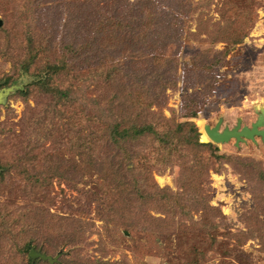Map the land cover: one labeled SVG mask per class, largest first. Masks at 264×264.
I'll return each mask as SVG.
<instances>
[{"label": "rangeland", "instance_id": "rangeland-1", "mask_svg": "<svg viewBox=\"0 0 264 264\" xmlns=\"http://www.w3.org/2000/svg\"><path fill=\"white\" fill-rule=\"evenodd\" d=\"M47 1L52 0H0V90H10L0 102V162L11 166L18 160L31 163L30 159L40 156L47 161L58 154L63 172L66 162L87 158L76 154L72 143L74 137H80L87 146L89 140L96 143L95 155L105 157L106 165L118 163L121 156L116 148L100 147V132L90 139L85 115L87 99L98 93L108 95L119 83L113 88L97 85L92 94L87 91L88 96L80 88V106L59 108L54 106V97L36 85L38 74L56 51L47 52L43 47L45 52L42 49L39 58L32 59L30 33L45 46L49 38L60 44L61 36H69L71 31L64 23L73 9L64 2ZM134 1L117 0L121 11ZM157 1L163 9L178 4L184 13L179 21L182 30L175 33L181 38L176 39L180 48L173 50L176 56L171 59L175 60L163 69L168 79L178 82L166 92L164 109L166 117L174 121L172 126L169 123L158 129L168 136L166 141L178 143V147L159 142L160 134L146 135L137 143L140 153L135 163L129 165L134 178L131 172L123 175L126 186L108 168L98 177L85 167L78 187L81 194L67 182L54 181L48 190H30L18 186L17 176L9 178L0 185L1 223L21 225L26 221L24 214L36 208L37 224L38 218H48V214L63 218L58 232L46 220L34 232L38 246L44 248L39 247L40 251L59 256V264H264V138L256 136V141L247 139L238 146L235 139L214 143L208 134V141L202 140L207 125L213 128L222 121L221 130L239 123L251 127L264 118V0ZM72 5L83 10L77 3ZM76 19L81 42L85 31L80 16ZM28 60L31 64L26 70ZM121 64L126 72L130 64ZM170 64H175L177 73L166 70ZM7 79L10 83L2 85ZM60 81L67 84L64 78ZM188 96L193 102L190 106L201 107L198 118L191 120L199 128L200 142L211 143L212 149L194 152L183 142L188 133L179 130V125L186 121L182 106ZM73 113L78 114V121L69 119ZM49 164L42 168L38 164L36 169L45 172ZM193 165L188 175L186 170ZM10 173L17 175L14 168ZM147 181L169 189L174 197L171 201L176 202L162 203L148 196L143 192ZM196 196L203 201L189 200ZM9 237L0 226V264H11L5 261ZM65 238L72 246L55 251V240ZM12 264H20V260Z\"/></svg>", "mask_w": 264, "mask_h": 264}, {"label": "trees", "instance_id": "trees-1", "mask_svg": "<svg viewBox=\"0 0 264 264\" xmlns=\"http://www.w3.org/2000/svg\"><path fill=\"white\" fill-rule=\"evenodd\" d=\"M63 2L67 3L70 9H73V11H69V17L65 20L67 23H64V27L71 29L68 32L70 33L69 36L67 33L61 36L60 44H58L59 41L56 42L55 39L49 38L44 46L34 38L33 34L30 33L29 35L33 36L32 39L29 38L30 45L28 46L30 53L34 54L32 59L39 58V55L45 52L46 48L43 47H47V52L56 51L54 53L56 55L46 62L41 74H38L37 81H35L36 85H39L44 94L52 95L56 102L54 106L59 108L63 105H65L63 107L80 106L78 101L83 102L77 97L80 88H85V95L88 96L87 91L92 94L93 87H97V85H101V88H113V85L119 83L115 87L117 90L110 91L108 95L103 96V93H98V96L87 99L85 122L90 139L100 132L102 143L100 147L110 145L116 148L121 159L118 163L109 161L110 165L108 164V166L105 157H100V154L95 155L96 148L93 146L96 143L89 140L90 144L87 146L83 144L80 137H74L72 143L75 146L76 154L87 156L85 160L66 162L63 172L60 171L61 160L58 158V154L56 156L51 155V159L47 161L42 160L40 156H34L33 159H30L31 163L28 160L24 162L18 160L11 166L0 162V185L7 184L9 178L12 180L17 176L15 178L18 181L15 182L19 184L20 181L19 187L30 190L35 188L36 190H48L53 188L54 181L58 183L67 182L81 194L82 190L80 192L78 187L83 179L85 167L86 170L93 171L98 177L108 168L111 170V175L117 177L118 183L125 185L128 184L124 178L128 175L126 172L133 173L132 177L134 178V169H129V165L135 163L136 157L140 153V146L137 143L144 141L148 134H160L157 138L159 142L170 143L169 140L166 141L169 139L168 136H164V133L159 132L158 129L165 124L169 125V123L172 126L174 119L167 118L164 113L167 102L166 92L176 87L178 82L176 78L168 79L167 73L163 69L168 62L175 60L171 59L172 56H176L173 50L180 48L176 39L181 38L175 37V33L179 34V31L182 30L179 21L183 17V10L174 3L173 6H165L163 9L157 0H135L134 3H129V8L125 7L123 11L120 10L121 6L119 7L117 0L47 1L48 4L56 5H61ZM73 2L79 4L83 10L75 9L72 5L75 4ZM137 4L139 6L135 9ZM77 15L80 16L81 30L84 28L85 31V36L81 42H78L76 35ZM42 49H44L43 52ZM116 56L124 58V60L115 59ZM126 61L130 66L126 65L129 68L124 72L121 68V62L126 64ZM30 64L29 60L28 64L27 62L26 65L24 63L26 70ZM175 64L174 66L170 64L166 70L170 73H177ZM62 78L67 81L65 86L64 81H60ZM8 81L10 80L7 79L2 85L9 84ZM11 83L17 84L18 82L13 81ZM191 99L190 96L185 97L182 106L183 118L186 121L179 125V130L188 133L186 135L187 141L182 140L194 152H201L205 148L212 149L211 143L200 142L199 128L191 121L198 118L201 109L199 106L196 107L197 104L190 106V103H193ZM69 119L78 121V114L73 113ZM127 141L129 142L128 146H126ZM177 145L172 141L169 147H178ZM159 147L161 149V146ZM214 155L215 152H212V156ZM215 157L222 158V156ZM44 163L51 164H49L47 171L39 173L40 171L36 169L38 168L37 165L41 164L39 168H42L45 166ZM196 165L186 170L188 171L186 173L189 175V171L193 170ZM12 168L16 170L17 175L10 173ZM119 175L122 177L124 175L122 180ZM188 175L185 178H188ZM181 178L184 180L183 174ZM123 179L125 182H122ZM182 184V186L187 185L185 181ZM143 192H147L148 196L153 197V199L157 198L162 203L164 201L169 202V204L176 202L171 201L174 197L169 189L154 186L149 181L145 183ZM202 199L196 196L189 200L198 203L202 202ZM36 211L37 208L30 209L28 213H25L26 221L23 219L21 225L8 221L2 224V219L0 220V226L11 236L5 241L6 245L10 244V251L5 254V261H9L11 264L14 260H20V264H50L40 259L32 260L29 257L31 250L43 248L38 246L34 232L38 230V224L44 225L46 221H48L47 226L53 229L52 231L58 232L62 229L63 218L48 214V218H38L37 224L35 219L36 214L39 213ZM19 227L21 231H16ZM74 231L76 232V229ZM21 235L24 236L19 240ZM71 243L68 238L55 240L53 248L55 251L59 249L61 251L64 247H71ZM42 252L50 255V251L44 250ZM25 255L28 258L25 259ZM71 263L74 264L75 262L71 261Z\"/></svg>", "mask_w": 264, "mask_h": 264}, {"label": "water", "instance_id": "water-1", "mask_svg": "<svg viewBox=\"0 0 264 264\" xmlns=\"http://www.w3.org/2000/svg\"><path fill=\"white\" fill-rule=\"evenodd\" d=\"M0 26H1V22H0ZM9 91H10L9 89L0 90V102ZM221 125H222V121H219L218 124L213 128H211L209 125L205 126V130L209 138L214 143L220 144L235 139L236 145L238 146L240 142H244L247 139L256 141L255 140L256 136H260L261 138H264V129L261 128L264 127L263 117H260L259 120L253 123L251 127L248 126L242 127L241 124L239 123L233 129L225 128L221 130ZM29 257L32 260L40 259L42 261L49 262L50 264L58 263V258H59V256L53 257L40 250H34V249L30 251Z\"/></svg>", "mask_w": 264, "mask_h": 264}, {"label": "bare ground", "instance_id": "bare-ground-1", "mask_svg": "<svg viewBox=\"0 0 264 264\" xmlns=\"http://www.w3.org/2000/svg\"><path fill=\"white\" fill-rule=\"evenodd\" d=\"M202 140H203V141H208L207 133H204V131H203V134H202ZM210 140H211V139H210Z\"/></svg>", "mask_w": 264, "mask_h": 264}]
</instances>
